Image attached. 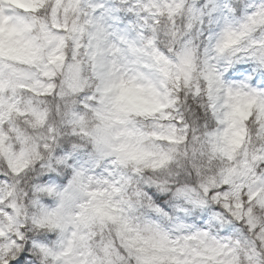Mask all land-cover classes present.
Returning <instances> with one entry per match:
<instances>
[{"label":"clouds","instance_id":"1","mask_svg":"<svg viewBox=\"0 0 264 264\" xmlns=\"http://www.w3.org/2000/svg\"><path fill=\"white\" fill-rule=\"evenodd\" d=\"M0 264H264V0H0Z\"/></svg>","mask_w":264,"mask_h":264}]
</instances>
